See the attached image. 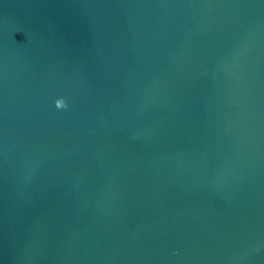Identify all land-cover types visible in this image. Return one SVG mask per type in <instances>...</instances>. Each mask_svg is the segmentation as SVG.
Wrapping results in <instances>:
<instances>
[{
  "label": "water",
  "instance_id": "1",
  "mask_svg": "<svg viewBox=\"0 0 264 264\" xmlns=\"http://www.w3.org/2000/svg\"><path fill=\"white\" fill-rule=\"evenodd\" d=\"M0 264H264V0H0Z\"/></svg>",
  "mask_w": 264,
  "mask_h": 264
},
{
  "label": "clouds",
  "instance_id": "2",
  "mask_svg": "<svg viewBox=\"0 0 264 264\" xmlns=\"http://www.w3.org/2000/svg\"><path fill=\"white\" fill-rule=\"evenodd\" d=\"M55 103H56L57 108H66L67 107V104L63 98L57 99Z\"/></svg>",
  "mask_w": 264,
  "mask_h": 264
}]
</instances>
